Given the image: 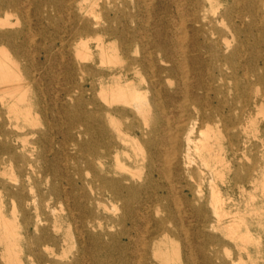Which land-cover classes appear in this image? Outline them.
I'll list each match as a JSON object with an SVG mask.
<instances>
[{"label": "bare ground", "instance_id": "1", "mask_svg": "<svg viewBox=\"0 0 264 264\" xmlns=\"http://www.w3.org/2000/svg\"><path fill=\"white\" fill-rule=\"evenodd\" d=\"M55 5L65 18L58 42L69 55L66 60L61 54L66 78L81 94L68 110V127L75 131L70 138L89 136L93 195L87 199L98 206L108 197L120 215L111 221L113 232L96 210L81 216L88 249L117 246L123 264H219L222 239L214 232L242 244L258 239L248 215L234 212L230 199L237 184L249 197L246 213L259 222L255 199L264 196V162L254 159L239 173L227 151L236 156L255 144L252 137L264 141L256 115L264 110V90H253L254 84L264 87V60L233 44L263 45L264 0H56ZM28 8L34 10L33 24ZM41 8L42 0H0V99L15 113L7 119L0 115V165L22 162L15 177L0 166V197L18 203L9 216L0 199V264H21L22 229L28 234L33 221L39 229V215L33 220L28 208L40 206L24 193L30 178L24 164L30 161L16 150L25 152L29 143L40 142L30 134L47 135L51 128V123L45 130L36 127L29 98L39 76L32 48L43 49L34 39L36 32L44 33ZM12 15L21 16L24 27L9 29ZM25 60L32 63L26 66ZM215 83H235L234 95ZM36 103L42 106L40 97ZM177 107L188 120L175 126L171 113ZM20 120L32 121V128L20 134L7 127L25 128ZM194 161L202 165L200 173L210 174L208 198ZM67 219H74L71 212ZM97 226L101 230L92 231ZM51 228H61L57 218ZM46 230L42 233L50 236ZM27 248L34 255L40 244L35 249L27 242Z\"/></svg>", "mask_w": 264, "mask_h": 264}, {"label": "rangeland", "instance_id": "2", "mask_svg": "<svg viewBox=\"0 0 264 264\" xmlns=\"http://www.w3.org/2000/svg\"><path fill=\"white\" fill-rule=\"evenodd\" d=\"M19 1L22 2L25 0ZM55 2L56 0H42L41 27L44 29V33H38L39 31L36 32L34 39L43 45V49L39 48V50L36 49V47H31L34 51H32L33 54L31 53V55H35L36 64L38 62L37 68H39L37 72L39 76L35 83H31V92L29 93V98L33 103V107H31L33 119H35L37 123H40L36 127L45 130L47 128V123H51V128L48 127L47 135L40 133L30 134L28 136L29 139H40V142L35 145L29 143L25 152L21 148L16 150L17 154L25 153L26 158L30 161V164H24V169L30 176V178L27 177L25 179L24 193L33 197L35 202L40 206L39 209H36L34 203H32L28 208V215L32 217L33 220L39 215V229L35 228L34 221L28 228V234L24 233L26 230L22 229L23 236L25 237L21 239V264H123L120 257V255H122L121 250L117 246L110 245L111 239L109 236L104 237V239L109 243L110 247L105 248L101 245L100 247H93V250H89V239L85 237L82 238L80 234V218L90 208L96 210L102 224L104 226L108 225L110 232L114 231L110 226L112 219L120 215L117 214V212H119L118 210L114 212L113 203L108 197L104 198L103 203L98 206L87 199L88 196L93 195L91 194L92 191L89 183L92 179V173H89L91 167L89 160L91 155L89 146L87 145L88 142H86L89 136L74 134L70 138V133L75 131L68 127V110L69 107L71 110L76 107L75 100L81 94L80 90L76 88L77 83H70L69 79L66 78L67 63L63 62V60H69V55L63 52L58 42V38L61 35V32L59 33V27L64 24L63 20L65 18L62 19L61 17L63 12L56 11ZM33 11L34 10L28 8L27 13L30 15L29 21L31 24L34 23ZM10 20L14 21L15 24L8 26L9 29L24 27L25 21L21 16L12 15ZM247 20L249 19L247 18ZM257 35L256 33V36ZM248 42L249 43H240L236 40L233 44L235 46L241 45L240 51L248 55V57L251 58L252 54L258 55V57L261 55L262 60H264V42L263 45L261 43H258V45L255 42L251 43L250 40H248ZM62 53L65 59L62 57ZM32 57L30 56V58ZM29 63H32V61H24L26 66ZM259 70L262 71V69ZM207 72V69H205L206 75ZM189 80L192 81V78ZM80 84L86 85V83ZM178 84L179 83H172V88L178 87ZM194 84L196 83H189L192 87ZM210 84L211 83H204V87ZM215 84L226 89L230 96L234 95L235 83ZM253 90L262 91L264 87L254 84ZM148 94L151 95L149 92ZM71 95L72 97H70ZM39 97L41 100L40 104L42 105L40 108L36 103ZM188 107L193 113L195 110L194 105L188 103ZM0 115L6 119L9 116L15 117V113L10 110L9 104L1 101V99ZM171 115L172 122L175 126L179 124V121L183 122V120H188L187 116L182 115V111L178 107ZM256 115L259 117L258 119H260V124H258L260 131L258 135L264 139V110L261 113L256 112ZM20 123L24 124L25 128L17 129L9 125H7V127L9 129H14L20 134L32 128V121L20 120ZM252 141L255 143L254 145H249L248 150L245 151L240 149L237 151L236 156H232L230 151H227L229 157L233 160V169H237L239 173L244 172L242 168L243 164H252L254 163V159H257L259 163L264 162V141L262 144L261 139L258 137H252ZM17 143L21 144V139H19ZM225 145H227L226 141ZM21 163L22 162L14 160L11 165L1 164L0 166L7 168L8 176L12 175L15 177L18 174L19 164ZM200 166H202L200 162L194 161L192 169L195 171L196 179L200 178L202 180L203 193L208 198L210 194V174L207 170L200 173L198 170ZM229 175H231V172L227 174V176ZM218 182L221 186L223 185L220 180H218ZM233 187L234 190L231 192L230 199L231 209L234 212L240 211L248 215L251 232L258 239L242 244L241 241L236 242L230 239L221 231L214 232L222 239L221 244L217 247L219 249L218 263L264 264V196L258 194L255 199V204L260 212V214H258L259 222H257L254 216L246 213L249 211L247 205L249 197L247 192H243L241 187L237 184ZM179 194L184 195L185 192L180 191ZM0 199L5 202V212L7 215L11 216L13 214V202L15 204L17 200L6 194H3ZM48 204L51 206H48ZM70 212L74 216L71 222L67 219ZM17 213L21 218V210L17 211ZM159 214H165L164 210H161ZM209 215H213L211 210ZM56 218L61 225V228L57 232L51 228ZM97 227L98 228H92V231L99 232L101 229L99 226ZM173 227L175 228V226ZM45 229H47L46 231L49 232L50 236L42 233ZM242 232H245V230ZM191 236H193V234H191ZM27 242L32 244V247L35 249H38L37 247L40 244L39 251L35 252L34 255H29ZM176 242L180 245V250L184 249V242L182 240L177 239ZM241 245L246 246V248H243Z\"/></svg>", "mask_w": 264, "mask_h": 264}]
</instances>
